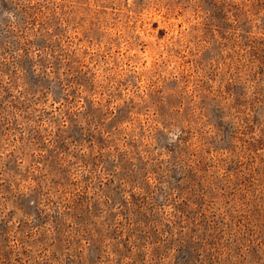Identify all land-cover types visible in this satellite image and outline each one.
<instances>
[{"label": "rangeland", "instance_id": "rangeland-1", "mask_svg": "<svg viewBox=\"0 0 264 264\" xmlns=\"http://www.w3.org/2000/svg\"><path fill=\"white\" fill-rule=\"evenodd\" d=\"M0 264H264V0H0Z\"/></svg>", "mask_w": 264, "mask_h": 264}]
</instances>
